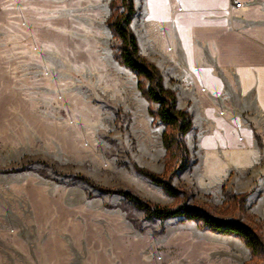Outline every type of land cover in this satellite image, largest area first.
<instances>
[{
  "label": "rangeland",
  "instance_id": "obj_1",
  "mask_svg": "<svg viewBox=\"0 0 264 264\" xmlns=\"http://www.w3.org/2000/svg\"><path fill=\"white\" fill-rule=\"evenodd\" d=\"M123 10L121 0H0V264H264V250L254 254L240 237L183 216H151L115 192L237 220L264 241V183L257 186L249 161L233 167L239 152L209 143L216 129L205 100L169 86L181 68L163 63L162 49L160 65L149 59L140 43L150 35L131 22L140 55L191 116L179 170L176 129L161 121L149 80L122 61L112 22ZM235 101L264 153L252 99Z\"/></svg>",
  "mask_w": 264,
  "mask_h": 264
},
{
  "label": "crops",
  "instance_id": "obj_2",
  "mask_svg": "<svg viewBox=\"0 0 264 264\" xmlns=\"http://www.w3.org/2000/svg\"><path fill=\"white\" fill-rule=\"evenodd\" d=\"M238 1L240 7L233 0H134L132 26L150 35L148 46L140 43L149 59L160 65L157 53L162 49L166 53L161 61L169 58L181 68L176 83L169 86L205 100V116L216 129L209 143L239 152L242 158L238 156L233 167L240 170L249 161L251 177L261 186L264 153L246 124L245 108L235 99L251 98L259 115L256 124L264 125V0ZM166 40L171 53L164 46ZM233 132L238 137L231 140Z\"/></svg>",
  "mask_w": 264,
  "mask_h": 264
},
{
  "label": "trees",
  "instance_id": "obj_3",
  "mask_svg": "<svg viewBox=\"0 0 264 264\" xmlns=\"http://www.w3.org/2000/svg\"><path fill=\"white\" fill-rule=\"evenodd\" d=\"M124 6L123 12L112 22V25L122 40L121 56L123 63L136 71L140 76L149 80L150 84L146 91L150 100L159 103L158 115L163 123L176 129L179 137L176 138V145L182 154V161L179 170H183L187 165L188 151L183 137L192 129V120L186 110L177 108V97L174 91L167 89L163 84L162 75L156 65L142 57L139 53V45L134 32L131 29V22L135 15L134 0H121ZM172 140L167 134L164 135V143L168 151L171 150ZM140 173L150 178L153 182L161 185L168 194L173 193V189L155 173L143 169H137ZM106 190V189H105ZM114 192V191H113ZM128 199L140 205L149 215H156L161 218H172L183 216L188 219L201 221L211 230L226 235H234L244 239L251 251L256 254L259 250H264V241L253 228L240 221H223L212 218L211 216L199 213L191 207L181 206L178 208L161 207L143 201L129 191L117 190ZM247 195L240 194L237 198L244 202Z\"/></svg>",
  "mask_w": 264,
  "mask_h": 264
},
{
  "label": "built area",
  "instance_id": "obj_4",
  "mask_svg": "<svg viewBox=\"0 0 264 264\" xmlns=\"http://www.w3.org/2000/svg\"><path fill=\"white\" fill-rule=\"evenodd\" d=\"M233 4L235 5V7L241 6V3L238 0H233Z\"/></svg>",
  "mask_w": 264,
  "mask_h": 264
}]
</instances>
